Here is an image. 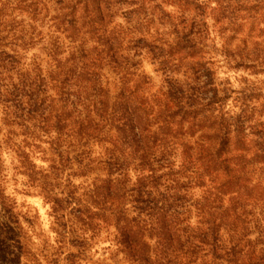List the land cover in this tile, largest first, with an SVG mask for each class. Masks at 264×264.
<instances>
[{"label":"clouds","instance_id":"clouds-1","mask_svg":"<svg viewBox=\"0 0 264 264\" xmlns=\"http://www.w3.org/2000/svg\"><path fill=\"white\" fill-rule=\"evenodd\" d=\"M0 264H264V0H0Z\"/></svg>","mask_w":264,"mask_h":264}]
</instances>
